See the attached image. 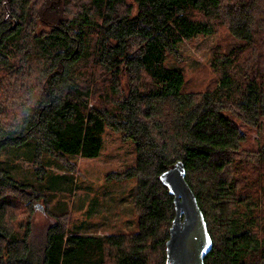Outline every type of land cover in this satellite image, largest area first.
I'll return each instance as SVG.
<instances>
[{
    "label": "trees",
    "instance_id": "16d2710c",
    "mask_svg": "<svg viewBox=\"0 0 264 264\" xmlns=\"http://www.w3.org/2000/svg\"><path fill=\"white\" fill-rule=\"evenodd\" d=\"M221 26L242 43L214 55L213 89L183 91L166 55ZM231 116L264 118V0H0V152L32 144L38 180L0 163V264H165L175 209L159 175L177 160L212 239L204 264H263L264 144L242 148ZM105 126L135 143L134 164L108 176L135 178L137 230L68 233L69 212H48L43 156L75 169ZM40 200L50 221L36 228Z\"/></svg>",
    "mask_w": 264,
    "mask_h": 264
},
{
    "label": "rangeland",
    "instance_id": "374dc122",
    "mask_svg": "<svg viewBox=\"0 0 264 264\" xmlns=\"http://www.w3.org/2000/svg\"><path fill=\"white\" fill-rule=\"evenodd\" d=\"M241 43L239 37L232 34L226 26H221L213 34H197L190 40H181L178 43V54H167L164 65L183 72V91H208L218 83V75L211 66L214 55L227 52ZM231 117L245 135L242 148L252 150L264 144V118L259 126L254 127ZM26 144L18 148H3L0 163L17 178L36 183L38 180L34 171L36 165L33 147L30 143ZM135 155L134 141L125 136L123 131L109 126L104 128L102 146L97 156L69 157L76 165L75 169L63 168L53 158L44 155L42 165L47 170L43 180L46 187L44 196L49 201V214L55 215L67 210L68 233L101 235L135 232L138 213L133 205L132 195L136 189V180L134 177L118 180L108 176L109 173L131 167ZM37 202L44 209L42 211L34 207V225L41 228L50 218L42 200Z\"/></svg>",
    "mask_w": 264,
    "mask_h": 264
},
{
    "label": "water",
    "instance_id": "95a60500",
    "mask_svg": "<svg viewBox=\"0 0 264 264\" xmlns=\"http://www.w3.org/2000/svg\"><path fill=\"white\" fill-rule=\"evenodd\" d=\"M185 174L183 162L177 160L159 175L160 181L173 195L175 209L165 243V264H204L212 247L204 215ZM34 207L44 209L38 202Z\"/></svg>",
    "mask_w": 264,
    "mask_h": 264
}]
</instances>
